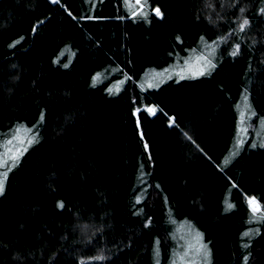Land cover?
Masks as SVG:
<instances>
[{"label": "trees", "instance_id": "16d2710c", "mask_svg": "<svg viewBox=\"0 0 264 264\" xmlns=\"http://www.w3.org/2000/svg\"><path fill=\"white\" fill-rule=\"evenodd\" d=\"M206 1L0 0V137H34L0 195V264H264V0ZM190 231L207 251L187 260Z\"/></svg>", "mask_w": 264, "mask_h": 264}, {"label": "rangeland", "instance_id": "374dc122", "mask_svg": "<svg viewBox=\"0 0 264 264\" xmlns=\"http://www.w3.org/2000/svg\"><path fill=\"white\" fill-rule=\"evenodd\" d=\"M134 1V5H132V7L137 6V9L135 11V15L136 16H140V17H144L146 14L147 10V6L145 3V0H140V4L136 3V0ZM210 2H212V0H209V2H205L204 6H205V10H207V14L211 15L213 14V7H211L210 5H208ZM140 5H144L143 7H141ZM156 15V14H155ZM158 16V15H156ZM162 15H160L159 17H161ZM183 59V58H182ZM180 59V61L182 60ZM178 63H174L173 65L170 66H164L163 68H158V69H152L149 70L147 73H145L141 79L137 82L139 89L143 90V91H147V90H151V89H156L159 88L160 86H162L164 83L170 81V80H182V79H187V78H195V77H199L202 74H196L198 72H202L203 74L206 73L207 71H209L210 67L208 66V63L206 60L203 59H198V57H194L193 59L191 58H186L184 60H182L181 62ZM122 78H120L121 80ZM120 88L115 89V91H120L125 85H126V80L123 79L122 83H120ZM261 126V127H260ZM261 131H264V122L262 124L259 125V127ZM260 131V132H261ZM240 133L243 134L240 130ZM246 134V133H244ZM4 135H2V137H0V142L3 141L6 142V144H1V148H0V164L3 168V172L2 175L0 176V179H3L4 181V186H5V179H7L8 174L6 176V178L3 176V174L6 172L8 173L13 167L14 165L17 163L18 159L20 158V156L22 155V152H24V150L26 151L34 142L33 138L30 139L31 137L29 136V132L27 130H22L19 133V136L16 137L15 139H5V137L3 138ZM31 140V143H29L28 141ZM9 141H11V143H9ZM12 156H16V160L13 161L11 159ZM5 162L7 163V166H5ZM5 189V187H4ZM4 192V190H3ZM2 192V193H3ZM0 193V195L2 194ZM256 201V200H255ZM250 208L251 210H253V207L255 206L258 210L260 211V206L259 204L256 202L254 204H250ZM184 241H183V250H184V257L187 260H192L195 258V256L201 251V255L205 254L207 249L205 246V241L201 236H194L193 232H187V236L184 235ZM195 243L197 245H195ZM199 246V248H198ZM200 254V253H199Z\"/></svg>", "mask_w": 264, "mask_h": 264}, {"label": "snow or ice", "instance_id": "6c2138e0", "mask_svg": "<svg viewBox=\"0 0 264 264\" xmlns=\"http://www.w3.org/2000/svg\"><path fill=\"white\" fill-rule=\"evenodd\" d=\"M52 2H53V3H56V2H58V0H52ZM136 3H137V4H140V0H136ZM140 6L143 7L144 5H140ZM153 11H154L155 14L158 15V16L163 15V14L161 13L159 7H156L155 9H153ZM241 11H243V9H241ZM261 11H264V9H262ZM133 14L135 15V13H133ZM248 23H249V21L245 18V19L242 21V23H240V25H239L240 30L243 31L244 26L247 25ZM221 39H224V38L222 37ZM214 43H215V42H214ZM239 49H240V45H239V44H236V45H235V48H234V50L232 51L231 54H232V55H237V53L239 52ZM198 59H204V60L207 61L208 65H211V61L208 60V58H207L206 56H205V57H198ZM65 66H67V65H65ZM196 74L199 75V74H203V73H202V72H198V73H196ZM145 110H146L147 112L152 113L153 115H155V112H156L155 106L148 107V108H146ZM136 111H137V113H139V112H140V109L138 108V109H136ZM171 122H172V123H175V119L172 118ZM33 139H34V137H33ZM189 139H191V137H189ZM28 142L31 143V140H29ZM9 143H11V141H9ZM240 143H243V141H240ZM233 154H235V153H233ZM16 158H17L16 156H12V157H11V159H12L13 161H15ZM227 162H228V161H227V159H226V160H225V163H227ZM5 166H7V163H6V162H5ZM3 176L6 178L7 173L5 172V173L3 174ZM3 190H4V181H3V179H0V193H2ZM249 203H250V204H254V203H256V201H255V197H251V198L249 199ZM59 206L62 208V207H63V202H60ZM228 206H229V207H232L231 204H229ZM257 210H258V209L254 206V207H253V212H256ZM244 235L247 236L248 233H244ZM101 259H102V257H101ZM246 259H247V258L245 257V260H246Z\"/></svg>", "mask_w": 264, "mask_h": 264}, {"label": "water", "instance_id": "95a60500", "mask_svg": "<svg viewBox=\"0 0 264 264\" xmlns=\"http://www.w3.org/2000/svg\"><path fill=\"white\" fill-rule=\"evenodd\" d=\"M155 13V12H154Z\"/></svg>", "mask_w": 264, "mask_h": 264}]
</instances>
